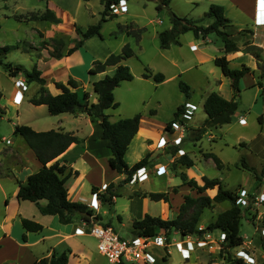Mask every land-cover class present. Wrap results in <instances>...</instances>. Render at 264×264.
I'll use <instances>...</instances> for the list:
<instances>
[{"label":"rangeland","instance_id":"rangeland-1","mask_svg":"<svg viewBox=\"0 0 264 264\" xmlns=\"http://www.w3.org/2000/svg\"><path fill=\"white\" fill-rule=\"evenodd\" d=\"M120 1L111 6L110 12L116 13V15L103 21L102 35L85 39V45L81 46L82 48L79 51H76L77 48L72 53H68L83 38L79 30L86 31L90 25L97 23L102 18L105 8L102 0H0V22L2 24L0 46H15L8 54H0V90L4 91L5 97L8 96L7 93L17 79L21 78L27 84L25 70H32L36 59L47 53L50 55L61 53L62 56H70L69 64L73 66V71L81 75L82 79L83 77L85 79L94 77V74L90 72V69L94 66V62H91L94 54L103 55V53L110 50L117 53L122 50L125 44H130L135 54L127 59H129L131 71H134L133 74L140 73L145 70V67H148L154 71L163 72L166 78L168 77L166 84L161 88L155 87L157 82L154 79L149 83L138 79L134 82H124L116 90L117 98L122 100L120 110L131 109L132 105L139 109L138 113L145 112V110L148 113L152 108L157 109L156 116L149 113L143 117L141 136L150 138L155 142V146L161 136H166L172 141L170 132L166 130V120L173 116L174 109H177L182 101L184 103L188 100L179 87L180 80H184L191 86L189 100L198 105L194 116L189 120L190 127L185 131V141L183 144L181 143L182 147L186 149L184 152L190 156L194 164L186 169L187 167L180 161L183 152L178 150V146L173 145L176 146L174 149L167 150H165L167 148L165 146L163 151L162 149L158 150L157 154H151L149 157L147 165L154 169V175L142 183L141 186L154 191L169 190L170 193L176 195H172L175 198L173 202L175 206L178 204L177 201L180 197L184 200V196L187 194L199 196L196 189L183 182L180 174L182 172L188 174V179H195L200 184L204 182L202 174L210 178H221L226 188L236 191L240 196L244 193L243 190L253 192L256 197L261 193L264 194V176L260 181H256V177L251 171L237 166L241 163L242 157H245L251 166L256 167L259 173L264 166V94H262L261 87L258 84L249 85L247 82L248 77L243 79L237 97L238 109L233 115L232 121L221 126L208 127L199 140H193L190 128L201 127L206 116L203 108L205 95L212 91H222L228 99L234 95L230 85L231 79L225 76L221 67L215 63V57L224 54L222 50L223 42L220 36L213 32L208 36L209 41L204 43L205 47L202 48L201 46L198 49L196 45H191V42L195 43L196 41L193 31H187L181 35L180 45L172 44L167 49L161 47L159 38L161 31L171 27L173 12L179 16L199 19L209 10L212 3L225 5L228 8V14L226 15L235 17L236 20L242 22L246 19L245 16L242 17L243 13L236 12L237 10L234 7V2L238 0H171L169 4H163V0H126V10L124 11L121 10ZM240 1L248 2V0ZM48 7L55 12L60 22L30 18L34 13L45 12ZM204 20H200L199 23L205 25ZM127 25H130L134 30H140V37L137 38L128 33ZM237 27L245 28L246 26L232 23L229 28L230 33L235 34ZM235 37L237 41L241 40L237 35ZM247 46L245 45V48ZM251 52L253 53V51ZM253 54H255V51ZM1 62H12L15 65H21L22 71L19 76H11ZM253 63L254 60L248 56L241 60L234 59L231 61L233 68L241 67L242 64L252 67ZM261 63L262 61H260L259 69L256 70L254 75H251L258 82L262 71ZM43 69L47 79H50V66L46 64ZM82 79H80L81 82H83ZM221 79L223 84L220 87ZM37 85V82H31L30 92L35 91ZM79 93L82 96L84 90L80 88ZM5 97L2 102L0 101L2 104L6 99ZM3 106V108H0V144L11 145V139L17 140L21 136L14 134L18 119L16 108L11 109L7 104H3ZM20 109V119L27 120L29 117L36 115L45 120V124L38 127H44L47 130L54 127L51 120L56 117L51 115L48 109L44 112H41L40 109L27 111L26 99L20 105ZM112 112L115 116L114 112H119V109ZM243 119L247 123L242 124ZM142 138H135L128 149L125 159L129 165L136 163L137 159L142 157L147 149ZM169 150L172 154L169 158L170 166L165 168L164 172L159 173L152 163L153 158L161 153H167ZM206 152H215L223 161V168H218L212 158L206 157ZM3 161H5L6 166L0 169V180L6 190L12 191L16 186V180L6 178L4 173H10V169L14 171L16 166H11L6 159ZM16 170L18 171V169ZM148 171L152 170L149 169ZM136 180H138L137 173L133 175L131 182ZM257 184L259 187H257ZM135 186L137 187V184L131 186L116 184V203L113 205L102 203L99 210L93 209L94 215L97 211L101 215V222L109 224L108 226L113 227L114 230L126 238L134 236L132 232L133 221L138 218L137 213L140 210L137 204L131 202V198L128 196ZM216 192L217 187L208 189L205 194L214 196ZM239 204L242 207L245 206L241 202ZM142 206V216L146 213H152L156 216L161 215L165 219H171L178 215V211L171 206L174 215L168 216L167 213H163L167 209L163 202H155L148 197L142 198ZM229 207L230 203L221 202L217 203L214 208H205L198 226H207L215 220L218 212ZM176 212L177 214H175ZM90 217H93L91 222L96 220H94V216L91 215ZM76 218L81 219L80 216H76ZM262 226H264V203L253 201L251 207L244 209L242 212L240 233L244 237V243L237 248H231L229 251L230 256H233L232 258H243L246 264H264V257L261 256L264 249L260 242V228ZM17 231L18 228L15 232L17 233ZM172 236L177 239L180 237L178 233H172ZM218 236L219 233L216 230L214 237L218 238ZM80 238L89 245L90 264H111L99 252L95 237L84 235ZM154 250V255L160 260L157 264H230V261L225 257L227 252L219 255L217 252L213 253L206 246L197 248L189 258H184L173 245L171 246V253H165V250L161 247H156ZM221 250L222 247L220 252ZM243 251L249 253L255 261L248 262L247 256L241 255ZM165 257L169 259L171 257L169 263L162 261L161 258ZM77 263V260L73 261V264ZM122 264L130 263L124 262Z\"/></svg>","mask_w":264,"mask_h":264},{"label":"trees","instance_id":"trees-1","mask_svg":"<svg viewBox=\"0 0 264 264\" xmlns=\"http://www.w3.org/2000/svg\"><path fill=\"white\" fill-rule=\"evenodd\" d=\"M105 4L102 18L95 24L90 25L86 31L79 33L83 38L79 40L68 53H72L75 49L81 47L85 39H89L95 35H102L101 28L103 21L108 17H114L116 13L110 12L113 4L119 3L120 0H102ZM171 0H163V4H169ZM31 19H42L52 22H60L59 17L55 12L48 7L43 13H34L30 16ZM211 18L212 21L207 25L200 24V20ZM231 19L225 14V6L222 4L212 3L208 11L204 13L202 18L193 19L187 16H179L172 13L171 27L159 33L160 44L162 48H169L172 44H180L179 37L182 33L193 31L196 37H205L210 33H216L220 36L223 42V50L225 53L238 51L239 45L236 40V35L230 33L227 29L231 25ZM2 24L0 22V29ZM128 33L135 37H140V30H134L127 25ZM248 50L255 51V55L261 61L262 49L254 44H247ZM15 46L5 45L0 46V54H8ZM134 49L130 44H125L120 52L111 53L105 60H95L94 66L90 72L97 73L105 71L108 66L116 65L113 74H107L104 78L94 82V91L97 94V101L89 103V93L85 92L80 96L77 88L78 81L70 77L67 82L56 81L55 86L60 90L59 93H51L45 86L46 79L42 76V71L37 65H34L32 70H25L27 82L37 81L41 84L38 90L30 101L33 104H46L49 113L57 115L64 112L77 113L85 112L93 118L100 120L103 128V138L107 139L108 146L111 149L112 155L109 163L112 169L119 173H124L126 176L118 185H124L133 179V175L143 166H147L150 153L146 154L142 159L134 163L132 166L128 164L125 155L130 148L133 139L139 131V124L142 117L141 113H137L132 117L120 118L116 121H111L106 109L110 107H118L119 102L115 100L114 90L123 80H132L133 72L128 64L123 60L133 56ZM53 56L61 57L62 54H53ZM11 76H17L22 71L21 65H15L12 62H1ZM215 63L221 67L225 76L231 79V87L234 91L232 98L228 99L217 91L210 92L204 101V111L207 114L201 127L190 128L192 139L199 140L207 131L208 127L221 126L232 121L233 115L238 109L237 97L241 90L240 81L248 73L255 71L251 66L242 64L241 67L233 68L230 65V60L226 54L217 56ZM261 74L258 82L264 94V63H261ZM144 77H153L156 82L163 81L166 76L163 72H154L148 67H145ZM179 87L185 96L191 97V87L184 80H180ZM187 101V100H186ZM184 110V103L180 104L175 111L174 117L167 123L166 128L170 129L171 122L177 119ZM155 113V110H151ZM261 119V116H260ZM1 120V115H0ZM14 134L22 135L29 146L34 150L36 156L41 161V168L30 174L25 182L18 180L17 198L26 199L37 202L41 199H46L45 204H39L43 214L57 215L58 219L63 224L72 223L76 220V216H80L83 221L91 222L93 217L82 215L83 212H91L94 220L101 221V215L95 214L86 203L74 201L69 198V191L66 186V181L69 178L70 172L66 173L68 166L61 163L58 156L61 155L67 148L78 143L81 139L71 131L62 129H48L38 131L28 124H16ZM206 157L212 158L218 168H223V161L215 152H206ZM180 161L186 167H191L194 161L187 153L180 157ZM238 167L251 171L256 177V181H260L264 176V166L259 173L256 167L251 166L245 157L241 158V163ZM181 178L185 183L196 189L199 196L187 194L184 196V201L179 206L178 215L175 218L165 219L161 216H154L149 213L145 214L141 219L133 221L132 232L134 235H155L161 228H164L168 233L178 230L181 233H202L198 230V222L200 221L205 208H214L217 203L228 202L230 207L220 211L215 220L211 221L206 230H221L226 233V238L222 243V250L219 255L226 254L228 261L232 264H246L243 258H232L230 249L239 247L244 243V237L240 233V224L242 212L246 208L251 207V203L256 200V195L253 192H248L247 199L249 203L241 206L237 202L240 196L236 191L226 188L220 178H210L206 175L202 177L203 184H199L195 179H189L186 173L182 172ZM217 187V192L214 196L205 194L208 189ZM257 187L258 184H257ZM93 192H98L97 187H93ZM175 190V188H174ZM148 195L153 200L170 201L169 192H149ZM102 203L113 205L117 196L116 185L109 183L105 192L100 193ZM255 197V198H253ZM253 199V200H252ZM24 227L27 230L39 231L43 228L40 222L29 218H23ZM108 226L109 224H105ZM260 242L264 249V235L260 232ZM26 238V235H24ZM69 256L66 252L54 253L51 257H43L34 261L33 264H67Z\"/></svg>","mask_w":264,"mask_h":264},{"label":"crops","instance_id":"crops-1","mask_svg":"<svg viewBox=\"0 0 264 264\" xmlns=\"http://www.w3.org/2000/svg\"><path fill=\"white\" fill-rule=\"evenodd\" d=\"M234 7L237 10L236 12H239L240 14L243 13L242 17L245 16L246 18L245 20H242V22H240L236 20L235 17H230L226 15L227 17L231 19L232 21L231 24L237 23L239 24V26H246L245 28L237 27L235 30V35L241 38L240 41H237L240 49L238 51L231 52V53H225L223 50V47H222V50L224 54L227 55V58L230 60V65H231V61L234 59L241 60L242 58L247 57V56L253 59L254 63H253L252 68L255 71L246 74L241 79L240 83H242L243 79H246L248 77L247 82L249 85H257L258 80L256 81L254 78H252L253 76L251 75H254L256 70L259 69L260 61H259V58L255 54H253L251 51L246 50L245 45L254 44L260 47L262 49L260 60L262 61V63H264V12L263 11H260V13L258 12L259 7H258L257 0H248V2L238 0L234 2ZM225 14H228V8L226 6H225ZM204 21L206 22L205 25H207L212 21V19L206 18ZM207 21H210V22H207ZM230 26L227 28L228 30ZM181 35L179 37L180 42H181ZM208 36L209 35L205 37L195 36L196 41L195 43L191 42V45H196L197 48L198 47L200 48L201 46L202 48H204L205 47L204 43H207L209 41ZM84 45L85 43L82 46ZM81 48L82 47L78 48L76 51H79ZM113 52H114L113 50H110V51L103 53V55L94 54L91 62L93 63L95 60H105ZM69 61H70V56L63 55L61 57H56V56H53L47 53L46 55H43L42 57H39L38 59H36V63L34 65H37L38 68L42 71V76L46 79L45 86L51 93L56 94L60 92V90L55 86L56 81L67 82L70 77H73L79 83V87L77 88V91L79 92V89L82 88L84 90V93L88 92L89 93V97H88L89 103L97 101V94L94 91V82L99 79L104 78L107 74H113L115 72L116 65L108 66L105 71H101L97 73L91 72L94 74L93 78L88 77L84 79L83 77L82 79L81 75L73 71V66L69 64ZM123 62L128 65L130 64L129 59H125L123 60ZM46 64L49 65L51 68L50 79H47V76L44 73L43 68ZM92 66L93 64L91 65V67ZM231 67L233 66L231 65ZM64 69L66 71H62ZM144 72L145 70L141 71L140 73H134L133 74L134 78L132 80H123L121 84L115 88L114 90L115 100L119 102V106L116 108L110 107L106 109V113L108 114L109 119L111 121H116L120 118H125V117H132L136 113H138L139 109H136V107L133 105L131 109L120 110L121 109L120 106L122 105V100L117 98L116 90L124 82H134V81H137L138 79L141 81L148 82V83L150 81H153L152 80L153 77H148V78L144 77L143 75ZM154 72H157V71H154ZM17 76H19V74ZM80 79H82L83 82H81ZM167 80H168V77L165 78L161 82H157L155 87L156 88L163 87L166 84ZM33 82H37V81H33ZM230 83H231V80H230ZM222 84H223V80L221 79L220 87L222 86ZM14 85L15 84L12 85L9 92L7 93L8 94L7 97H5L6 94L4 93V91L0 90V101L2 102V99L5 97L6 99L4 100L3 104L4 105L7 104V106L9 105L11 109H13L14 107L16 108V113H17V118H18L16 121V124H28L38 131L47 130L44 127H38L39 125L43 126L45 124V120L36 115H34L33 117H29L27 120L20 119L21 118L20 117V111H21L20 105L24 103L25 99L27 100V111H33L35 109H40L41 112L47 111L48 106L46 104L36 105L30 101V99L34 95H36V93L38 92L37 90L41 88V84L38 83L35 91L30 92L31 82H27V88L25 90L24 89L22 90L23 96H24L23 100L19 104H9L7 100H8V97L11 96ZM217 92L223 95L222 91H217ZM209 93H207V95ZM207 95H205V99ZM182 103L183 101L180 104ZM3 104L1 103L0 108L3 106ZM116 109H119V112H114L115 113V116H114L112 111H116ZM151 110H155L154 111L155 113H152ZM176 110L177 109H174L173 116L166 120V125L174 117ZM146 111L147 110H145V112L143 111L140 112L142 114V117H141L140 124H139V131L137 135L135 136V138L143 137L142 138L143 144H146L147 149L144 155L138 158L137 161L142 159L148 153L153 155L154 153L157 154L158 150L162 149L163 151L164 149V147H160L158 145L159 140L157 141L156 146H155V142L150 140V138L144 137L143 135L141 136V124H142L143 117L147 116L149 113L150 115L156 116L158 112L157 109H154V108L150 109L148 113H146ZM53 116L56 118H53V120H51V122L54 123L53 125L54 127L52 128L62 129L64 131H71L81 139L80 142L71 144L67 148V150H65L61 155L58 156V159L60 160L61 163H64L68 166L66 173L70 172L69 178L66 181V186L69 191V198L74 201L86 203L89 206L91 202L92 194H93V189H92L93 187L98 188V193L100 195V193H103L106 190V189H102L103 184L108 185L109 183H114L116 185L123 178H125L126 175L124 173L117 172L116 170L112 169L110 166L109 159L112 155V152L108 146L107 139L103 138L102 136L103 128L100 124V120L93 118L92 116L88 115L85 112H77V113L64 112V113H60V114L53 115ZM166 130L168 131L167 128ZM16 135H20V134H16ZM161 137L167 138L166 136H161ZM185 138H186V135L183 139L182 144L184 143ZM10 144L11 145L0 144V169L6 166L5 161H3L4 159H6L7 162L10 163L11 166H16L14 167L15 168L14 171L16 169H18V171L16 170V173H15L13 169H10V173L9 172L4 173V176L6 178H12L16 180V186L15 188H13L12 191L6 190L4 184L0 180V191H1V198H0V264H33L34 261L39 260L43 257H51L54 253L59 254L62 252H66L69 256V262L67 264H73L74 260L78 261L77 264H90L91 256L89 255L90 254L89 245L87 243H84V241L80 237L84 235H88V236H92V235L89 233L80 234L76 231L78 227L85 228V224H84L85 221H83L82 219L76 218V220L72 223L63 224L59 221L57 215L43 214L41 212L39 204H45L47 202L46 199H41L38 204L37 202H34V201L17 198V191H18L17 181L20 180V181L25 182L30 174L38 171L41 168L42 163L36 156L34 150L29 146V144L27 143V141L22 135L18 137L17 140L11 139ZM182 144H180L179 146L176 145L178 146L177 147L178 150L179 148H182L183 150L186 151V149L182 147ZM176 146L169 144L167 148H165V150L170 149V148L174 149V147ZM170 153H171V150L167 151V153H164V154L161 153L160 154L161 156L160 155L155 156L153 158L154 161L152 163L154 164V163L159 162V163L164 164L166 168H169L170 166L169 158H171L172 156V154ZM146 167H147L146 168L147 179L143 181L136 180L135 182L134 181L131 182L132 181L131 180L130 182H127L124 184V186H129V185L131 186V185L137 184V187L135 186L134 188H132L133 191L130 192L128 195L129 198H131V202H135L138 208L140 209L139 213H137L138 218L136 219H140L144 217L142 216V210H143L142 198L148 197L151 200H153L148 195L149 192H169V190L154 191L152 189H147L141 186L142 183H144L151 176L154 175L153 174L154 169L150 168V165H147ZM188 168L189 167H187L186 169ZM149 169H151L152 171H148ZM201 176L203 177L204 175L202 174ZM173 194L174 193L169 192V195H170L169 202H166L165 200H154L155 202L161 201L164 203L167 209L163 213H167L168 216L174 215L171 209V206L173 207V209L175 208L174 210H177L179 212V206L184 201L183 198L180 197V199L177 201L178 204H176L175 206V203H173L175 199L172 197ZM116 199L117 198L115 197V203H116ZM98 202H99V208H100L102 204L100 200V196L98 198ZM99 208L96 210H99ZM96 214H99L98 211L96 212ZM150 214L154 215L152 213ZM175 214H177V212ZM23 218H29L37 222H40L43 225V228L39 231L27 230L23 225V222H22ZM96 221L97 220H95V222ZM98 223H101L103 225L106 224L101 221H98ZM122 224H123V221H122ZM16 228H18L17 233L15 232ZM24 235H26V238H24ZM161 259H163L162 260L163 262L169 263V260L171 259V257L170 259L167 257L161 258ZM159 261L160 260H157L156 264Z\"/></svg>","mask_w":264,"mask_h":264},{"label":"built area","instance_id":"built-area-1","mask_svg":"<svg viewBox=\"0 0 264 264\" xmlns=\"http://www.w3.org/2000/svg\"><path fill=\"white\" fill-rule=\"evenodd\" d=\"M259 11L264 12V3L261 0H257ZM126 0L120 1L121 10H126ZM27 88L25 80L17 79L11 96L7 102L9 104H19L23 100L22 90ZM198 105L190 100L184 102V110L180 116L171 122V127L168 129L172 136V141L169 138L161 137L158 142L160 147L169 145H180L185 137V131L189 127V120L195 114ZM242 124L247 123L246 120L241 121ZM180 152L185 153L182 148H179ZM157 172L162 173L165 171V165L162 163H154ZM138 180L143 181L147 179L146 166H143L137 170ZM141 173V174H140ZM103 189L107 188V184H103ZM241 196L237 198L238 203L247 205L249 200L247 199L248 191L243 190ZM99 193L93 192L89 207L91 209L99 208ZM255 203H264V194H259L256 197ZM85 228L78 227L76 231L80 234L89 233L97 239V247L99 252L105 256L111 264H122L128 262L130 264H154L158 258L154 255L155 248L161 247L165 250V253H171V246L173 245L184 258H189L190 255L197 250V248L208 247L213 253H219L222 247V243L226 238L224 231L218 230V238L214 237L216 230H206L207 226H198V230L202 233H181L178 230H173L168 233L164 228H161L155 235H134L132 238H126L120 235L111 226H106L98 221L86 222ZM260 232L264 235V226L260 228ZM172 233H178L179 239L172 236ZM165 255V254H164ZM163 255V257H164ZM241 255L247 256L248 262L255 261L253 257L246 251H243ZM264 257V252L261 254Z\"/></svg>","mask_w":264,"mask_h":264},{"label":"water","instance_id":"water-1","mask_svg":"<svg viewBox=\"0 0 264 264\" xmlns=\"http://www.w3.org/2000/svg\"><path fill=\"white\" fill-rule=\"evenodd\" d=\"M82 215H88V216H91L92 213L91 212H83ZM98 221V219H96Z\"/></svg>","mask_w":264,"mask_h":264},{"label":"snow or ice","instance_id":"snow-or-ice-1","mask_svg":"<svg viewBox=\"0 0 264 264\" xmlns=\"http://www.w3.org/2000/svg\"><path fill=\"white\" fill-rule=\"evenodd\" d=\"M261 3H264V0H261Z\"/></svg>","mask_w":264,"mask_h":264}]
</instances>
